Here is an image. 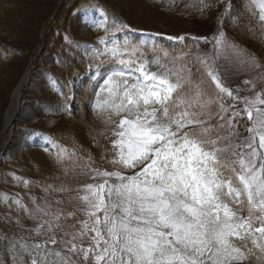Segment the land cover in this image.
I'll list each match as a JSON object with an SVG mask.
<instances>
[{"label":"snow or ice","instance_id":"obj_1","mask_svg":"<svg viewBox=\"0 0 264 264\" xmlns=\"http://www.w3.org/2000/svg\"><path fill=\"white\" fill-rule=\"evenodd\" d=\"M248 11L264 29V0H249ZM106 23L105 15L92 26ZM117 23L113 20L110 27ZM213 39L215 55L191 61L169 57L167 52L161 57L155 45L151 61L132 59L141 47H148V41L126 40L119 46L129 59H121L118 70L106 78L97 70L96 80L103 83L92 102L106 122L118 118L111 141V163L118 170L98 172L108 179L98 188L86 185L89 195L73 198L71 189H56L69 194L70 204L80 205L74 211L53 212L50 206L28 210L30 216L50 217L36 232L46 226L51 244L62 250L49 249L46 241L13 242L11 251L31 249V264H78L73 257L86 264H245L254 249L264 254V83L259 91L253 84V98H245L249 126L241 141L234 123L241 113L228 116L219 103L225 93H232L216 66L221 53L237 49L223 32ZM102 54L117 55L115 49ZM150 63L156 71L148 70ZM247 63L264 73V65L255 58L241 61ZM135 168L140 170L123 174ZM106 185L110 205L101 195ZM14 203L24 208L19 201ZM101 207L102 225L96 216ZM244 208L247 216L239 214ZM77 212L88 218L78 226L68 224ZM254 222L260 226L254 228ZM57 230L63 233L60 240ZM85 242L87 249L78 247Z\"/></svg>","mask_w":264,"mask_h":264},{"label":"rangeland","instance_id":"obj_2","mask_svg":"<svg viewBox=\"0 0 264 264\" xmlns=\"http://www.w3.org/2000/svg\"><path fill=\"white\" fill-rule=\"evenodd\" d=\"M209 1L203 0V4L211 7H204L200 0H0V115L9 98L3 115V130L0 132V264H31L29 254L32 250L25 252L17 248L13 252V242L33 245L47 241L49 249L55 247L62 250L61 245L51 244L46 226L39 234L36 232L37 227L50 217L30 216L28 210L50 206L53 212L61 208L64 213L74 211L80 205L70 204L69 194L56 189L61 186L71 189L73 198L89 195L86 185L92 184L98 188L108 179L98 175V172L118 170L102 165L108 151L105 152L100 145L106 142L108 158L113 159L111 141L115 139L113 133L118 118L113 117L110 134L101 137L102 130L106 128L102 124L105 117L93 109L92 102L99 91V84L103 83L96 80L97 70L99 75L106 78L107 73L118 70L121 59H129L128 55H121L123 49L119 47L126 40L136 44L148 41V47L158 42L155 48L159 55L162 48L186 43V52L194 58L215 55L213 38L223 32L225 39L235 45L237 51L221 53L217 58L216 66L222 82L232 93L231 96L225 93L219 103L227 109L228 116L233 112L241 113L234 121L239 139L243 141L248 135L246 129L249 121L243 111L245 98H253V84L256 91L260 90L264 73L251 63L241 64V61L255 58L264 65L263 37L259 33L248 36V27L242 26V19L252 16L244 8V0H212L211 4ZM97 2H103L108 12L119 15L120 20L130 27L127 28L120 21L112 28V21L108 19L106 25L93 27L96 21L104 19L103 11L97 20L92 19L95 16L90 13ZM53 11L56 16L52 17ZM133 29L139 31L133 32ZM101 33L104 35L98 37ZM36 36V46L40 44L41 47L33 53ZM137 37L141 40L136 41ZM179 37L184 39H176ZM203 38L209 42L206 43ZM161 40L163 44L160 45ZM101 41L106 42L108 48ZM73 44L86 55L85 61H78V57L71 53L69 48ZM113 49L116 56L102 54ZM186 52L183 51L184 58ZM32 54L38 58L39 67L34 69L26 93L25 110L7 129L5 122L7 124L13 110L16 91L27 76L25 74L30 67ZM168 56L181 57L174 53ZM152 58L153 52L149 54L144 47L132 57L149 61ZM148 70L156 71L157 66L150 63ZM245 80L250 83L245 84ZM64 86H67L66 93ZM43 130L52 140L57 139L66 147L54 143L44 151L34 146L32 143L36 141L33 136ZM70 148L76 150L75 159L68 152ZM139 170L125 169L123 174L133 175ZM111 183L109 180V185ZM107 187L101 195L105 204L110 205L112 200L107 195ZM14 201H19L24 208ZM56 201L63 203L58 205ZM239 214L247 216V209H242ZM96 216L102 225V207L96 210ZM87 218L84 212H77L75 219L69 217L67 223L78 226ZM259 226L257 222L253 223L254 228ZM76 230L79 231V227ZM55 236L60 240L63 233L57 230ZM78 247L87 249L89 243H78ZM73 259L78 260V264H86L82 258ZM245 264H264V254L254 249V255Z\"/></svg>","mask_w":264,"mask_h":264},{"label":"trees","instance_id":"obj_3","mask_svg":"<svg viewBox=\"0 0 264 264\" xmlns=\"http://www.w3.org/2000/svg\"><path fill=\"white\" fill-rule=\"evenodd\" d=\"M211 2H212V0H210L209 1V3L211 4ZM98 3V2H97ZM98 4H100L101 6H103L106 10H108V8H106L104 5V3L103 2H99ZM243 6H244V8H246V10H248V8H249V4H248V2L247 1H245L244 0V3H243ZM209 10V9H208ZM54 12V11H53ZM53 12L51 13V14H53ZM58 12H59V10H58ZM110 14H112L111 12H109ZM50 14V15H51ZM113 15V14H112ZM114 16H116V17H118L119 19H122V18H120L119 17V15H114ZM251 16V15H250ZM47 19H45L44 21L42 20L41 21V23H40V26H39V28H41V26L45 23V21H46ZM242 22H244V24H242V26L243 27H248V36L249 35H251V36H253V35H255V34H257V33H259L263 38V42H264V29H262V26H261V24L259 23V21H258V19L257 18H253L252 16L251 17H247L246 16V18H244V19H242ZM246 23V24H245ZM38 28V29H39ZM38 32V31H37ZM242 32H244V31H242ZM245 34H246V32H244ZM37 35V34H36ZM37 36H36V39L34 40V43H33V48L32 49H34L35 48V46H36V43H37ZM31 49V50H32ZM258 55V54H257ZM191 61V60H190ZM193 73L194 74H196V70H195V68H193ZM198 75V74H197ZM13 88V87H12ZM11 89V88H10ZM12 90V89H11ZM9 94V93H8ZM10 94H11V92H10ZM9 94V95H10ZM7 97H8V95H7ZM8 101H9V98L8 99H6V101H5V103H4V106H3V109L1 110V115H0V132H1V128H2V122H3V115H4V111H5V109H6V107H7V105H8ZM102 124H104L105 126H106V128L104 129V130H102V133H101V137H105V136H107L108 134H110V132H111V130H112V128H113V122H106V120L104 119V122L102 123ZM104 131V132H103ZM108 131V132H107ZM105 135V136H104ZM101 137L99 138V142H100V139H101ZM100 145H102V148L105 150V152H107V154H106V157L104 158V161H103V163H102V165L104 166V167H109V166H111V167H113V164L111 163V161L113 160V159H110L109 160V158H108V154H109V149H107L106 147H105V145H106V142H103V143H101ZM99 147V146H98ZM99 148H101V146L99 147ZM110 167V168H111Z\"/></svg>","mask_w":264,"mask_h":264},{"label":"bare ground","instance_id":"obj_4","mask_svg":"<svg viewBox=\"0 0 264 264\" xmlns=\"http://www.w3.org/2000/svg\"><path fill=\"white\" fill-rule=\"evenodd\" d=\"M21 81V85H19L16 95H15V102L13 106V110L11 111L8 119H7V127H10L14 121L18 120L21 113L25 110V103L22 104V100L24 99L25 94L29 91V85L31 84V75L25 76ZM35 80V79H34ZM15 94V92H14ZM7 118V117H6Z\"/></svg>","mask_w":264,"mask_h":264}]
</instances>
